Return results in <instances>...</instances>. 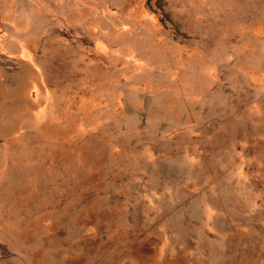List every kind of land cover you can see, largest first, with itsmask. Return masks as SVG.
Wrapping results in <instances>:
<instances>
[{
  "label": "rangeland",
  "instance_id": "obj_1",
  "mask_svg": "<svg viewBox=\"0 0 264 264\" xmlns=\"http://www.w3.org/2000/svg\"><path fill=\"white\" fill-rule=\"evenodd\" d=\"M0 264H264V0H0Z\"/></svg>",
  "mask_w": 264,
  "mask_h": 264
}]
</instances>
